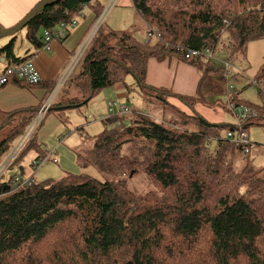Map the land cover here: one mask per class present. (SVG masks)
<instances>
[{
	"label": "trees",
	"instance_id": "1",
	"mask_svg": "<svg viewBox=\"0 0 264 264\" xmlns=\"http://www.w3.org/2000/svg\"><path fill=\"white\" fill-rule=\"evenodd\" d=\"M105 1L48 4L27 23L26 37L32 46L42 48L44 31L86 17L83 10L88 8L93 14L78 47ZM131 4L146 26L145 39L101 25L49 113L79 108L104 88L118 84L127 88L125 77L131 74L148 100L166 102L165 96H178L193 114H180V122L158 121L128 106V113L104 120L107 127L91 141V150L98 170L118 172L117 178L66 172L58 180L36 181L32 174L26 184L11 183L10 177L0 181V264H264V167H232L234 151L249 152L227 137L235 124H213L193 109L194 100L203 98L145 80L147 58H176L200 70L198 93L206 76L218 71L215 62L204 57L206 50L213 54L221 45L245 53L248 42L264 38V0H131ZM14 41L12 36L0 47V57L9 65L30 59L14 54ZM189 51L197 53L186 58ZM257 79H264V62ZM56 81L29 84L11 77L0 88L42 86L46 95L38 108ZM231 94L229 104L254 112L241 119L243 129L264 127V101L254 104ZM36 109H0V131L9 128L0 140V161ZM63 111L56 114L62 122ZM186 124L196 129L189 130ZM34 151L35 161L47 155L36 133L9 167ZM33 161L35 171L39 166ZM139 170L151 184L143 194L122 184ZM123 171L125 177L120 176Z\"/></svg>",
	"mask_w": 264,
	"mask_h": 264
},
{
	"label": "rangeland",
	"instance_id": "2",
	"mask_svg": "<svg viewBox=\"0 0 264 264\" xmlns=\"http://www.w3.org/2000/svg\"><path fill=\"white\" fill-rule=\"evenodd\" d=\"M15 1L16 0H6V2H10L12 6L15 4ZM119 1V5H115L108 12L103 20L102 28L104 30H129L134 33L137 39H145L146 26L138 16L131 1L129 3H125L127 0ZM83 14L92 16L93 13L86 8L83 10ZM77 23L75 26L69 27L68 31L73 33L76 27L84 23V19H82L81 16L77 17ZM42 31L43 30H39V33L42 34ZM26 33L27 28L23 27L12 35L15 37L13 50L16 55L23 56L27 51L28 53L30 51L33 52L31 48L33 44L27 39ZM12 36L1 38L0 47ZM71 42H74V40L71 39L67 44H64V42L62 44L66 47L67 45H71ZM149 59L150 58H147L145 67ZM173 60L177 59L173 58ZM212 60L218 67V71L212 72L206 76L198 93H196V85L201 72L188 63L184 64L191 67L196 77L194 86L190 88L193 78H188L183 84L185 90H181L179 87L174 88L176 77L180 78L185 74L188 75V77L190 76L189 72H186L184 69L178 70V68L174 66L170 68L168 86L165 87L180 95H197V97L203 98V100H194L192 106L196 112L209 122L213 124L234 125L238 122L237 116L235 113L233 114L232 111H228L231 105H234V103L229 104L231 93H237L239 99L254 104H262L264 101V93H259V89H264V79H257L258 69L264 62V38L248 42L245 53L230 52L223 46L218 45L213 52ZM223 62H228L232 66V73L227 80L223 79ZM57 64L58 59L51 65L46 64V66L52 67ZM3 66L4 64L0 62V74L2 73ZM59 78H57V80ZM255 80L258 82L257 84H254ZM125 83L127 84V88L121 84L112 88H104L103 91H100L96 96L91 98L87 104L79 108H71L65 111L61 110L63 111L62 117L64 122L51 112L48 113L37 131L36 140L38 144L41 145L42 149L47 145V148L51 151L56 148V154L54 156H49L48 159L34 171L30 165L37 153L35 151L30 152L12 168H7L0 177V181L7 180L13 175H17L20 179H23L28 178L32 174H34L36 181H43L46 179L58 180L66 172L72 174H91L99 179L117 178L118 174L110 175L109 173H101L98 170L95 157L91 150V141L107 127L103 122L104 119L109 116V114L106 113L109 100L126 103L131 110L148 112L153 119L158 121L163 118L166 121L175 120L180 122V114H193L192 108L178 96H165L166 102H162L155 97L148 100L144 92H142L140 87L135 83V78L131 74L125 77ZM214 102L216 104H212ZM61 111H57V113ZM53 113L57 114L54 111ZM126 118H128V115ZM50 119H52L51 121L53 122L50 129L44 133H40L45 123ZM164 125L168 126L169 124L164 122ZM185 127L189 130L196 129L194 124H186ZM224 133L225 132H223V134ZM247 133L251 144L250 151L249 153H244L241 150L234 151L231 165L235 170H240L246 165H249L255 170L264 167V127L250 126ZM8 134L9 128H3L0 131V140ZM20 138L21 136L15 137L11 141L10 146L2 155L0 166L13 151ZM79 143H82L83 149L75 147ZM53 157L58 160V163H54ZM122 184L124 188L135 194H143L151 187V184L141 170L134 173L133 176L125 178Z\"/></svg>",
	"mask_w": 264,
	"mask_h": 264
},
{
	"label": "crops",
	"instance_id": "3",
	"mask_svg": "<svg viewBox=\"0 0 264 264\" xmlns=\"http://www.w3.org/2000/svg\"><path fill=\"white\" fill-rule=\"evenodd\" d=\"M39 1L40 0H16L15 4L12 6L10 2H6V0H0V27L2 28V30L9 28L13 24L21 20ZM130 1L131 0H127L125 3H129ZM119 3L120 1L118 2L117 6L119 5ZM82 19H84V23L76 27L73 33L69 31L66 37L63 38V40L52 41L51 43L52 48L49 51H44V50H41V48H36L31 45L33 52L30 51L28 53L27 51L25 53L28 58H31L33 60L34 65L36 66L41 76V83L46 84L47 82L56 80L57 78H59L60 74L65 69L68 61L70 60L73 52L75 51V48L77 47L78 43L84 36L85 29L89 22V15L86 17H83ZM71 39H73L74 42H71V45H67L66 47H64L62 43L64 42V44H67L68 41ZM16 56H19V55H16ZM57 59H58L57 65H53L52 67L46 66V64L51 65ZM0 62L4 64L3 69H2L3 71L9 64H7L6 59L4 57H0ZM184 63H188V62H184L178 59L173 60V58L158 60L156 58L151 57L147 62L145 80L147 84L149 85L166 88L165 86H168V82H169L170 68L175 66L176 68H178V70L184 69L186 72H189L190 76L188 77V75L185 74L181 76L180 78L176 77V80L174 82V88L179 87V89L185 90L184 85H183L184 82H186L188 78H193L192 84L190 86L191 88L194 86L196 82V79H195L196 77L193 74L191 67L187 66ZM200 76H199L198 81L200 80ZM198 81L196 85V90L198 86ZM45 95H46V92L44 88H42V86L40 87L36 86L32 89H27L26 87H19L14 84H7L0 88V109L6 112H10L16 109H31V108L36 109ZM109 102L110 100L108 101V103ZM106 113H107V107H106ZM51 120L52 119L48 120L45 123V126L40 133H44L45 131L50 129L53 123ZM38 130L39 128L34 132L36 133V135H37ZM81 144L82 143H79L75 147H79L83 149V146ZM47 146H45L44 149L48 153V151L50 152L51 150L48 149ZM52 151H54L56 154L57 149L55 148ZM114 174H117V172Z\"/></svg>",
	"mask_w": 264,
	"mask_h": 264
},
{
	"label": "built area",
	"instance_id": "4",
	"mask_svg": "<svg viewBox=\"0 0 264 264\" xmlns=\"http://www.w3.org/2000/svg\"><path fill=\"white\" fill-rule=\"evenodd\" d=\"M118 2L119 0H106L105 1L103 8L100 11L97 19L95 20L91 29L86 34L84 39L81 41L77 49L73 52L60 78L57 80L54 87L51 89V91L48 93L43 103L40 105V107L35 112L30 123L26 127L24 133L21 135V138L19 139L16 146L14 147L13 151L9 154L7 159L0 166V177L2 176L4 171L7 168H9L11 163H13L18 153L25 147L27 142L30 140V137L32 136V134L40 127L43 120L47 116L49 109L51 108V105L58 91L64 85V83L70 78V76L73 74V72L77 68L78 63L80 62V59L82 58L83 53L87 49L89 42L93 38L94 34L98 30V28L103 24V20L107 16L108 12L111 10L112 7L117 5ZM76 23H77V18H74L68 24L61 22L54 29L44 31L43 37H42L41 50L49 51L51 49L52 41L63 39L66 36V33H67L66 31L69 29V27L75 26ZM196 53L197 52L195 51H191V52L189 51V53L185 57L188 58L189 55H194ZM204 57L208 59H213V54L210 51L206 50L204 53ZM223 63H224L223 71H222L223 79L227 80L232 73V66L228 62H223ZM11 77L17 78L19 80H23L29 84H36L41 80V76L38 70L36 69V66L34 65V62L31 58L17 65L7 66L0 74V85L7 83L9 78ZM230 110L233 112V114L234 113L236 114L238 122L235 124L236 129L233 131H229L227 133V137L236 146H240L244 149L245 152H249L251 144L249 142L248 133L242 127L241 119L248 117L254 112L247 106H243V105H239V106L231 105ZM128 112H129V108L126 103L119 102V101H110L107 104V113L109 114V116L124 115ZM52 155L53 156L55 155L54 151L48 152L47 155L40 161L34 160L33 164L36 166H41V164L44 163V161H46L48 157ZM53 160L55 161V159ZM126 175L127 173L125 171L120 173L121 177H125ZM30 180L32 179H29V178L20 179L17 175H13L9 178V181L11 183H16V184H26V183H29Z\"/></svg>",
	"mask_w": 264,
	"mask_h": 264
},
{
	"label": "water",
	"instance_id": "5",
	"mask_svg": "<svg viewBox=\"0 0 264 264\" xmlns=\"http://www.w3.org/2000/svg\"><path fill=\"white\" fill-rule=\"evenodd\" d=\"M57 1H59V0H41V1H39L17 24H15L14 26H12L10 28L0 30V39L3 37H6V36L14 35L17 31H19L20 29L25 27L27 25V23L29 21H31L37 15V13L40 10L45 8L48 4H51V3H54ZM131 174H133V172ZM6 188H7V186L4 187V189H6Z\"/></svg>",
	"mask_w": 264,
	"mask_h": 264
},
{
	"label": "clouds",
	"instance_id": "6",
	"mask_svg": "<svg viewBox=\"0 0 264 264\" xmlns=\"http://www.w3.org/2000/svg\"><path fill=\"white\" fill-rule=\"evenodd\" d=\"M108 117H110V116H107V118H108ZM107 118H106V119H107ZM106 119H105V120H106Z\"/></svg>",
	"mask_w": 264,
	"mask_h": 264
},
{
	"label": "bare ground",
	"instance_id": "7",
	"mask_svg": "<svg viewBox=\"0 0 264 264\" xmlns=\"http://www.w3.org/2000/svg\"><path fill=\"white\" fill-rule=\"evenodd\" d=\"M206 59H208V58H206ZM37 69V68H36ZM37 111V110H36Z\"/></svg>",
	"mask_w": 264,
	"mask_h": 264
}]
</instances>
